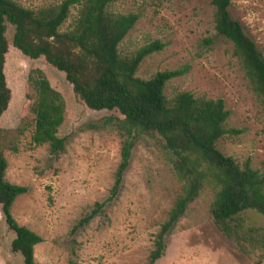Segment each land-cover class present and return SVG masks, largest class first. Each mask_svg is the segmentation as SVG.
I'll list each match as a JSON object with an SVG mask.
<instances>
[{
    "label": "rangeland",
    "instance_id": "374dc122",
    "mask_svg": "<svg viewBox=\"0 0 264 264\" xmlns=\"http://www.w3.org/2000/svg\"><path fill=\"white\" fill-rule=\"evenodd\" d=\"M29 9L63 0H16ZM212 0H116L109 10L138 13L140 18L120 44L122 54L135 52L153 40L164 50L148 56L137 76L149 79L158 72L188 67L170 80L168 98L180 92L223 99L230 111L229 129L240 130L218 142L219 149L243 165L251 160L264 174V98L248 83L233 43L218 35ZM231 13L264 53V0H232ZM77 14L74 8L66 23ZM14 28L8 27L10 48L5 68L12 90L9 109L0 121V146L8 160L6 178L29 191L17 198L12 213L20 225L44 241L35 247L42 264H149L156 234L169 216L182 183L162 141L145 137L138 142L125 174L119 198L76 236L71 253L70 231L97 202L110 193L121 161L125 137L116 126L118 112L90 110L74 93L64 73L44 59H31L13 46ZM41 71L66 100L65 121L59 136L68 139L65 152L51 162L49 145L32 140L35 115L27 94L29 81ZM18 151L15 152L13 147ZM214 191L207 186L190 204L168 239L157 264H264V216L241 215V238H228L215 224L211 205ZM15 234L0 208V264H24L11 244Z\"/></svg>",
    "mask_w": 264,
    "mask_h": 264
},
{
    "label": "trees",
    "instance_id": "16d2710c",
    "mask_svg": "<svg viewBox=\"0 0 264 264\" xmlns=\"http://www.w3.org/2000/svg\"><path fill=\"white\" fill-rule=\"evenodd\" d=\"M115 1L63 0L29 9L16 0H0V121L12 100L5 73L10 48L7 33L12 26L13 46L23 55L44 59L64 73L76 96L90 110L118 112L122 117L116 119L125 139L114 183L109 196L95 203L72 227V255L80 231L119 198L133 152L147 136L162 141L182 183L168 218L156 234L149 264H157L165 255L171 232L207 186L214 191L211 213L215 224L228 238L240 239L243 213L255 211L264 216V174L253 168L250 159L241 165L219 149L218 142L223 137L241 133L227 127L230 111L223 99L196 97L190 92L166 96L167 83L185 75L188 67L158 72L149 79L137 76L142 62L164 50L166 43L153 40L133 53L122 54L120 44L140 16L110 11ZM211 2L216 32L233 43L248 83L264 98V53L233 17L232 0ZM74 8L77 14L66 26ZM29 81L33 93L27 94V100L35 115L32 140L36 146L48 144V160L54 162L68 145V139L59 136L66 100L41 71L30 76ZM13 150L17 152L18 148L14 146ZM7 169L8 160L0 146V208L8 228L15 234L12 251L22 256L24 264H42L35 259V247L44 239L20 225L12 213L17 198L29 188L8 181Z\"/></svg>",
    "mask_w": 264,
    "mask_h": 264
}]
</instances>
